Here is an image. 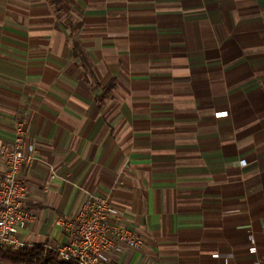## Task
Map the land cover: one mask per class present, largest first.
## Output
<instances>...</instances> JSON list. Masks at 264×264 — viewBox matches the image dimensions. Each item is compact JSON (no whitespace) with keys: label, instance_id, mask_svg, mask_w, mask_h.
<instances>
[{"label":"crops","instance_id":"1","mask_svg":"<svg viewBox=\"0 0 264 264\" xmlns=\"http://www.w3.org/2000/svg\"><path fill=\"white\" fill-rule=\"evenodd\" d=\"M20 120L25 247L100 194L149 237L122 264H264V0H0V143Z\"/></svg>","mask_w":264,"mask_h":264},{"label":"built area","instance_id":"2","mask_svg":"<svg viewBox=\"0 0 264 264\" xmlns=\"http://www.w3.org/2000/svg\"><path fill=\"white\" fill-rule=\"evenodd\" d=\"M223 114L227 113L219 115ZM0 158L5 163L0 174V244L19 249L26 246L20 239L22 228L35 219L26 205L28 185L21 174L43 162L35 145L26 141L24 121H18L12 145L0 143ZM49 172L50 178L57 176L54 166L49 165ZM63 225L71 235L54 248L63 261L122 264L121 255L127 250L142 253L149 243L147 235L126 223L110 195L90 194L78 216Z\"/></svg>","mask_w":264,"mask_h":264},{"label":"trees","instance_id":"3","mask_svg":"<svg viewBox=\"0 0 264 264\" xmlns=\"http://www.w3.org/2000/svg\"><path fill=\"white\" fill-rule=\"evenodd\" d=\"M0 257L14 264H79L74 260L63 261L54 250L41 245L14 249L0 244Z\"/></svg>","mask_w":264,"mask_h":264}]
</instances>
